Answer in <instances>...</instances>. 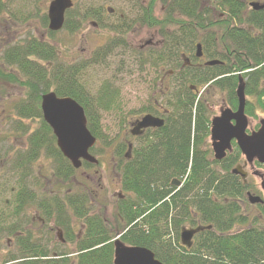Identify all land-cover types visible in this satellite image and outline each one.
I'll return each instance as SVG.
<instances>
[{
	"label": "trees",
	"instance_id": "1",
	"mask_svg": "<svg viewBox=\"0 0 264 264\" xmlns=\"http://www.w3.org/2000/svg\"><path fill=\"white\" fill-rule=\"evenodd\" d=\"M154 1L139 6V24L151 29L158 22L153 13ZM203 1L178 0L176 3L181 7L188 6L179 13L185 22L181 21L182 26L179 23L173 33H166L161 27V36L169 34L167 38L171 40L164 42L159 54L156 50L149 51L144 58L153 66L159 61L178 65L180 48H188L191 63L188 73L180 70L185 82L183 87L174 96L164 95L172 112L165 115L162 127L147 132L132 147L128 158L122 140L114 145L120 188L125 196L118 199L113 225H108L103 214L91 212L86 192L66 194V204L84 230L78 237L66 236L74 242L75 255L63 253L62 264H112V239L119 233L123 243L149 249L163 264H264V227L256 225L258 217L244 213L242 207L248 184L230 173L232 166L241 161V154L233 143L232 151L225 158L220 161L212 158L207 140L211 114L206 100L209 88H215L234 109L236 79L240 73L245 78V94L255 99L254 103L246 102L245 112L254 118L255 109L264 112V10L244 14L246 5L242 0H208L207 4ZM74 7L65 15L63 29L68 33L77 32L81 22L101 14L100 8L94 12L85 10L80 17L71 20L69 13ZM4 10L0 3V12ZM221 10L225 11L223 19L220 13L216 15V11ZM166 15L171 18L173 14ZM46 21L44 15L42 25L46 26ZM186 22L188 25H184ZM245 24L254 27L256 33L249 31ZM131 28L128 24L125 31ZM53 34L48 32L49 38ZM122 34L119 26L115 36L91 57L64 68L57 62L59 47L42 44L32 37L17 46H7L0 53V81H10L25 89L24 97L11 105V113L21 120L39 123L27 137L28 148L21 156L26 163L34 162L43 148L53 159L54 178L66 183L76 171L61 155L51 129L42 119L40 96L51 89L57 96L76 100L84 109L87 128L96 140L102 139L100 111L118 109V91L103 81L91 92L82 74L99 57L108 56L118 43L125 46L123 41L117 40ZM196 43L201 44L206 60L217 59L220 63L194 65L198 60L194 55ZM167 54L170 59L165 58ZM145 110L152 111V108ZM23 127L19 129L25 132ZM111 142L112 138L106 139L108 146ZM94 151L93 146L90 152L94 154ZM94 166L82 161L81 168ZM175 180L180 182L179 186L172 184ZM24 190L26 188H22ZM25 196L26 193L21 198ZM256 206L264 221V202ZM57 210L58 218L67 216L62 206ZM183 226L202 227L190 247L179 242V230ZM47 255L40 251L28 255L18 251L0 261L50 264L39 258Z\"/></svg>",
	"mask_w": 264,
	"mask_h": 264
},
{
	"label": "rangeland",
	"instance_id": "2",
	"mask_svg": "<svg viewBox=\"0 0 264 264\" xmlns=\"http://www.w3.org/2000/svg\"><path fill=\"white\" fill-rule=\"evenodd\" d=\"M0 1L5 8L3 12H0V52L7 46H17L28 41L31 37L36 38L54 46V48L56 47V49L58 47L61 49V51L56 50L60 59L57 62L61 68L67 64L80 62L91 57L110 37L115 36L116 29L121 26L123 36H119L117 40L123 41L125 46L123 43L122 45L118 43V46L113 48L108 56L99 57L98 61L86 67L82 74L83 80L89 84L88 89L91 92L103 81L112 85L118 91V109L100 111L103 136L102 139L97 140L94 145V154L92 153L98 159V165L76 170L72 178L66 183L54 178L53 159L46 155L43 148L34 162L26 163L21 157L28 148L27 137L29 133L35 130L39 123L33 120H21L11 113V105L24 97L25 89L10 81H0V215L5 222L8 216L12 222L19 219L25 220L28 216L29 220L32 219V224L26 233L32 234L34 240L48 242V245L53 244L58 239L57 234L54 232V235L52 233L50 236L45 228L39 224L37 216L40 215L35 208L37 198L49 200L54 195H60L59 198H64L66 194L81 191L89 195L88 203L91 212L103 214L105 221L108 222L109 226H112V216L118 203V195L125 196L120 188L114 145L119 140L135 142L136 140L130 139L127 134L131 129V122L138 115L145 113V109L150 108L155 101L165 102L164 95L166 93H162L158 87L159 70L171 68L166 65L155 67L150 62L144 61L149 51L157 50L162 45V40L153 28L157 25L160 26L166 20L168 22L177 21L171 23L178 26L179 22L185 19L181 20L183 18L179 14H174L171 18L167 17L166 11L159 10L160 6L156 0L153 5V13L162 19V22L154 25L151 29L145 25H140L138 21L139 15H141L139 6L141 3L146 5L149 0H72L75 7L69 13L71 20L80 17L85 10L94 12L100 8L102 13L81 22V28L75 33H68L62 29L49 38L46 26L42 25V20L43 16L46 15L50 0ZM249 1L251 0H244L245 4ZM203 2L207 4L208 0ZM107 8L112 9L110 14H105ZM248 8L244 11L245 13ZM218 13L223 19L225 11H216V15ZM96 21L101 23L97 26ZM128 24L132 25V28L126 32L125 29ZM100 26L102 27L100 28ZM111 28L113 31L110 30ZM173 29V27L165 28L166 33H173ZM168 36L169 34L165 35V37ZM148 40L152 43L142 47L143 43ZM45 63V61L42 62L44 65ZM47 71H50L49 68ZM222 98L221 93L216 90L207 93L206 100L211 113L217 112L222 104ZM248 100L252 103L255 102L252 96H248ZM255 113L256 117H252V119L257 123L258 117L264 116V112L255 109ZM19 127H23L26 131L22 132ZM111 138V145L108 146L106 139ZM243 171L246 172L245 180L248 184L245 192L263 197L257 177L261 169L255 166L252 169L245 168ZM252 172H256V175H253ZM22 188H26V190L22 191ZM20 190L21 196H19ZM24 193H26L25 198L28 199L27 203H32V205L27 206L25 210H20L17 204ZM242 204L244 213L251 217H258L256 225L264 227V221L261 220L257 206L247 202L246 193ZM21 214L24 215L21 216ZM13 217L19 218L14 219ZM68 218L75 224V234L80 236L84 226L81 225L80 220L77 224L70 213H68ZM0 243L4 245V239ZM64 248L73 254V246H68L66 243L63 248L59 249ZM2 252L0 253V260H3L8 254L16 253L14 250L10 253Z\"/></svg>",
	"mask_w": 264,
	"mask_h": 264
},
{
	"label": "water",
	"instance_id": "3",
	"mask_svg": "<svg viewBox=\"0 0 264 264\" xmlns=\"http://www.w3.org/2000/svg\"><path fill=\"white\" fill-rule=\"evenodd\" d=\"M72 6L71 0H51L47 9L48 30L54 32L62 28L64 14ZM249 6L256 10L264 8V4L250 2ZM201 56L200 45H196V57ZM210 61L208 64H216ZM242 77L238 78L236 95L237 109H222L218 115L210 120L209 140L213 158L217 161L223 159L231 150V141L234 140L244 157V165H251L254 161L264 165V118L259 121L257 130L246 132L248 119L244 114L245 96ZM40 109L43 120L52 130L56 145L61 154L74 168L81 166L85 161L97 164V159L89 152L95 144L96 138L87 128V120L82 106L69 96L59 97L53 91L41 95ZM163 120L151 114L143 115L136 121L132 128V134H140L141 129L160 127ZM241 166L231 170L232 174L240 175L243 181L245 173L240 172ZM176 186L178 182L174 181ZM260 189L264 196V172L260 175ZM247 200L251 204L262 203L259 196L247 193ZM201 228L185 229L180 232V242L183 246L190 247L192 237ZM113 264H163L154 257L147 248L126 245L119 238L113 241Z\"/></svg>",
	"mask_w": 264,
	"mask_h": 264
},
{
	"label": "flooded vegetation",
	"instance_id": "4",
	"mask_svg": "<svg viewBox=\"0 0 264 264\" xmlns=\"http://www.w3.org/2000/svg\"><path fill=\"white\" fill-rule=\"evenodd\" d=\"M181 2H184L185 0H180ZM244 2V0H242ZM254 2H257L259 4H264V0H251ZM156 2V0L154 1ZM178 0H158L159 3V10H164L166 11V13H172L174 14H179L181 10L183 9H187V7H181V5L177 4ZM250 2V1H249ZM247 2V4L249 3ZM245 3V2H244ZM141 5H143V3H141ZM246 5V4H245ZM248 5H246L247 8ZM264 8L261 9H251L250 7L248 8V10L246 11V13H248V11H253V12H261L263 11ZM110 12H112L111 8H107V11L105 14H110ZM102 13V11H101ZM245 13V12H244ZM157 18V24H159L160 22H162V19H160L159 17ZM177 21H167L162 23L161 25H163L164 28H176L175 24ZM181 22V21H180ZM179 22V23H180ZM101 22L96 21L97 26L100 24ZM161 25H157V27L153 28L155 29V31H157L160 39L162 40V45L160 46L158 42H156V44L158 46H160L156 52L159 54L161 52V50L163 49L164 46V42L166 40H171V38H167V37H162L161 33H160V29H161ZM184 25H188V22H186ZM247 29L249 31H252L253 33H256V29L254 27H252L251 25H247ZM180 26L181 23H180ZM99 28V27H98ZM42 44H46L43 40H40ZM152 42L150 40L145 41L143 43V46H149ZM188 49V48H187ZM186 48H180L179 51V64L178 65H174V64H170L166 61V63H162L161 61L158 62L157 66L160 65H166L169 66L171 69L168 70H164L163 68L159 70V83H158V87L159 90L162 91V93H172V96L175 95L176 91L180 90L183 86L182 84H184V80H183V74L182 71L180 72V70H186L188 73V65L191 63L188 60V50ZM170 54L165 55L166 59H170L169 58ZM207 61L210 60H206L205 57H200L198 58V60H196V62L194 63V65L197 66H202L203 64H206ZM220 63V60H218L217 64ZM180 72V73H179ZM240 73L237 74V79H236V84L238 82V78H239ZM180 77V78H179ZM193 88V87H192ZM236 89V87H235ZM215 90V88H209V91ZM244 92H245V78H244ZM222 95V93H221ZM223 96V95H222ZM246 98L247 95L245 94ZM235 97H236V107L234 109L230 108L226 102L224 97L222 98V104L219 106L218 110L216 113H211V116L217 114L220 110L224 109V107H229L230 109H232L233 111H235L237 109V105H238V101H237V95L235 93ZM159 101H155V103H153V105L150 107L152 108V111H148L145 112L143 114L138 115V117H135L134 120L131 122V124L135 123L136 121L140 120V118L146 114L149 113L153 116L159 117L163 120V124H164V117L166 114H171L172 110L169 108V106L167 105V102H160ZM249 102H251L249 100ZM166 105V106H165ZM207 106L209 108V105L207 103ZM245 106H246V101H245ZM210 111V109H209ZM244 114L246 115L247 119H248V123L249 126L246 129V132H250L253 129H256L257 127H254V125L256 124L254 122V119H252V116L248 115L245 112V107H244ZM210 116V117H211ZM264 118V116H263ZM263 118H258L257 122L260 121ZM210 121V119H209ZM130 124L131 128L132 125ZM210 124V122H209ZM162 127V126H161ZM160 127H150V128H145V129H141L140 130V134H132L130 129L129 132H127V134L129 135V138L132 140H136L139 141L147 132L152 131V130H156ZM209 129H210V125H209ZM136 141H123L127 151H130L132 149V147L136 144ZM234 141L232 140L231 145H233ZM233 149V148H232ZM232 151V150H231ZM230 151V152H231ZM241 161L238 162V165H240L241 167H243V169L245 168H249L252 169L253 167H255L254 163L253 165H244V159L241 156ZM54 173V172H53ZM253 174H256V172H252ZM54 192V191H52ZM77 193V192H76ZM74 193V194H76ZM56 196V197H54ZM52 196V198H50L49 200H47L46 198H37V201L35 203V208L36 210L39 212L40 216H37V219L39 220V224L41 226H43V228H45V230L47 231V233L51 236L52 233L54 235L57 234V238L54 244H47L48 242H43L41 240H34L32 237V234L30 233H26V230H28V227L32 224V219L29 220V217L26 216L27 218H25V220H21L19 219L18 221H10V217L8 216V218H6V222L5 220L2 218V216L0 215V242L5 241V244L2 245V243H0V253L2 251V253H10L13 252V250L15 252H23L28 254H32V252L35 251H40V252H47L48 255L45 257H39L40 260L44 261V262H49L50 264H62L63 263V258L64 255L63 253L65 252H69L67 251L65 248L64 249H59V248H63L65 246V244L67 243L68 246H73L74 247V242H70L66 236L68 234H73L74 236L78 237L79 235L75 234L74 228H75V224L74 222H71L70 219L68 218V213H70V215L72 216V218L74 219V221L78 224L79 223V219L73 215V213L70 211V207L69 205L66 204V202L68 201L67 198H59L60 195H54ZM119 199L123 198V196L118 195ZM28 199L27 198H20L18 200V207L20 208V210H25V208L27 206H31L32 203H27ZM62 206L64 209L67 210V216L64 217L63 219L58 218L56 211L58 206ZM56 206V207H55ZM1 213V212H0ZM24 214H21V216ZM14 219H17L19 217H13ZM23 219V218H22ZM80 226V224H79ZM72 251V250H71ZM13 255V254H8L6 257ZM4 257V258H6ZM3 258V259H4ZM23 260V259H22ZM32 261V260H30ZM16 262V260L13 261H6V262H1L0 264H14ZM28 264V262H27Z\"/></svg>",
	"mask_w": 264,
	"mask_h": 264
}]
</instances>
